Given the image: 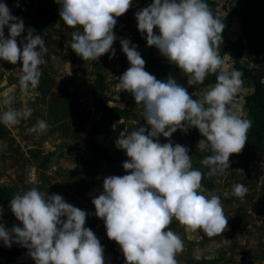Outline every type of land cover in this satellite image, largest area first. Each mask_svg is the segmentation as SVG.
Instances as JSON below:
<instances>
[{"label":"clouds","instance_id":"9594fccd","mask_svg":"<svg viewBox=\"0 0 264 264\" xmlns=\"http://www.w3.org/2000/svg\"><path fill=\"white\" fill-rule=\"evenodd\" d=\"M56 2L64 24L82 28L73 31L69 45L78 57L89 61L116 55L114 28L117 18L132 7V0ZM15 6L20 5L17 2ZM135 18L146 46H155L187 77L189 86L203 85L209 75H215L216 82L203 89L199 99H193L175 78L159 80L146 71L138 46L120 38L129 67L119 76L116 90L133 96L137 107H142L140 117L146 126L137 127L139 121L133 120L120 130L115 146L128 157L122 164L127 174L105 177L103 191L91 202L95 216L104 221L107 238L119 245L124 264H178L176 256L183 253L184 244L168 227L173 219L187 233L202 230L214 236L227 229L228 218L219 195L203 194L205 173L193 168L188 147L173 144L172 134L178 129L185 133L198 129L211 152L201 163L208 168L206 175L212 177L228 170L230 156L242 152L252 122L243 118L238 102L243 73L230 63L229 54L220 55L225 25L206 0H152ZM46 52L36 29L26 28L23 19L0 2V60L21 65V84L38 86ZM4 95L3 103L10 104ZM31 115V108L9 109L0 114V123L12 127ZM46 130L42 119L29 129L35 133ZM161 135L168 142L160 143ZM247 191L239 183L224 196L244 198ZM9 207L22 227L7 229L0 223L4 246L21 245L35 264H105L104 246L93 230L85 227L89 213L66 202L62 195L33 187L16 193Z\"/></svg>","mask_w":264,"mask_h":264},{"label":"rangeland","instance_id":"374dc122","mask_svg":"<svg viewBox=\"0 0 264 264\" xmlns=\"http://www.w3.org/2000/svg\"><path fill=\"white\" fill-rule=\"evenodd\" d=\"M147 1L132 0V9H137ZM216 1L218 18L227 27L228 36L234 37L241 27L235 21L236 16L229 10L233 0ZM261 1L264 8V0ZM0 2L7 4L12 15L21 17L26 28H35L36 34L42 36L47 48L46 54L43 55L45 63L40 66L42 75L36 87L28 84L22 88L19 78L21 65L19 63L12 65L0 60V80L5 78L9 84H13L11 88L7 87L6 83L0 85V114L9 109L22 110L25 107L32 109V119L27 123L20 121L12 127L0 123V185H10L13 188L9 198L0 202V223L7 229H11L13 225L22 226L9 207L10 200L16 193L22 194L36 187L49 195L60 194L66 202L89 213L85 227L91 228L104 246L105 264H124L119 245L107 238L104 221L95 216V207L91 202L94 196L103 191V179L113 175L112 170L108 163H104L101 169L91 176L81 168V163L87 155V146L95 127H102L109 121L114 131L119 134L120 130L129 127L130 121L135 120L130 116L135 113L132 109L136 102L130 93L120 91L117 99L122 106L113 104L115 108H112L113 111L108 118L102 119L104 112L95 104L91 110L92 97L85 98L84 101L80 98L84 95L81 86L87 83V93L93 95V99L96 98L97 101L106 96L111 99L114 91H117L119 76L129 67L127 57L121 50L120 38H126L130 30L137 28L136 18L132 11H127L117 18V25L114 28L117 36L113 45L116 50L114 57L109 59L110 54H105L97 59L98 61H78L80 57L69 45L72 42L73 31H82V28L79 26L76 29L69 28L60 19L54 28L41 30L33 23L30 15L18 10L9 0ZM4 31L7 35L8 29L5 28ZM20 39L21 37L17 38L18 42ZM140 53L145 57L162 56L155 46H146L145 38L140 46ZM226 54L232 57L230 61L232 64L233 52L229 50ZM239 59L244 65L261 72L264 81V54L251 56L241 53ZM98 73H101L103 78L94 91L92 81ZM170 76L175 78L178 84L186 87L193 99H199L203 95V89L209 87L205 83L189 86L187 77L176 66ZM158 77L159 80H167L169 76L159 74ZM65 83L67 87L62 90L63 99L52 100L50 96L55 92L54 89L63 87ZM243 87L245 90L250 89V82L244 80ZM4 94L11 100L10 104L3 103ZM126 94L130 99L125 97ZM238 102L245 118L243 99L238 98ZM85 111H90L91 114L83 121L79 134L74 137L71 134L74 118L78 113ZM117 114L118 117L113 118ZM39 119L46 121L47 130L42 133L30 132L29 129L36 125ZM139 119L137 127L142 126L144 121L143 118ZM182 134L185 135L183 139L187 140V145H191L186 133ZM190 155L197 163L203 160L196 153ZM239 183H243L248 189L244 198L224 196L225 192L231 193L233 186ZM201 190L206 196L209 194L220 196L224 214L228 218V227L220 235L214 236H208L202 230L187 233L184 227L173 219L168 227L180 236L184 244L183 253L176 256L178 264H264V147L252 146L246 142L240 154L230 156L228 170L212 177L204 176ZM0 243L3 244V241ZM3 259L6 264H18L24 260L35 263L28 252L22 253L14 261L5 257Z\"/></svg>","mask_w":264,"mask_h":264},{"label":"trees","instance_id":"16d2710c","mask_svg":"<svg viewBox=\"0 0 264 264\" xmlns=\"http://www.w3.org/2000/svg\"><path fill=\"white\" fill-rule=\"evenodd\" d=\"M11 3L16 5L19 3L18 10L23 11L25 14L30 15L31 20L34 24L40 27L41 30L45 28H54L57 21L60 20L59 10L60 4L56 0H9ZM212 12L218 16L216 9V0H206ZM152 0H148L144 4L140 5L137 9L133 10L132 7L128 11H132V15L135 17V13L140 9L149 6ZM263 3L261 0H233L229 6L230 12L237 17L240 21L241 32L236 37H229L227 35V28L222 33L223 42L220 45V55L226 50L231 49L234 52V68L240 70L243 73V80L250 82L251 89L245 90L243 87L240 97L244 99L245 105V119L252 122V127L248 132V140L252 146L264 147V81L262 80L263 74L259 71H255L250 67L241 63L238 59V55L244 49L253 52L257 56L264 54V10ZM222 22V21H221ZM223 23V22H222ZM154 31L159 34L158 29ZM133 44H136L137 51L140 52V46L144 43V37L141 36L137 28L132 29L128 32L126 37ZM141 54V53H140ZM142 58L146 61L145 70L150 74H153L159 79V74L164 76H170L174 65L170 64L165 57L152 56L145 57L141 54ZM74 60L72 58H68ZM78 61H83L81 58ZM98 61V60H96ZM163 62V64H162ZM103 75L97 74L94 80V91L97 89L99 81H101ZM162 80V79H161ZM216 82L215 75H209L204 83L214 84ZM66 83L63 87H57L54 89L55 92L51 94V98L54 101H60L63 99L62 90L65 89ZM109 99V96L103 97L101 100H96L95 106L101 109L103 113L102 119L108 118L109 114L113 111L111 107L105 104V101ZM90 111L78 113L75 116V123L71 134L76 137L80 128H82L83 121L89 117ZM32 117V116H31ZM21 120L22 123L29 122L30 119ZM118 117V114L113 118ZM146 126V125H144ZM92 138L87 146V155L81 163V168L89 175L93 176L98 170L101 169L104 163H108L113 175H124L125 170L122 164L128 159L124 150L119 149L115 146V140L117 139L118 133L112 128V124L108 121L102 127H95L92 131ZM183 132L177 130L172 134L171 141L173 144L179 143L185 145L189 149V154L196 153L199 157L204 158L205 156L211 155V152L206 147V139L201 136L198 129L195 127L190 128L186 137L191 142V145H187L185 139H183ZM91 136V135H90ZM185 136V135H184ZM160 143L168 142V138L159 137ZM201 143V145H200ZM192 166L194 169H198L205 173L208 172V168L197 163L192 159ZM95 176V175H94ZM12 186L0 185V202H3L9 198L12 193ZM22 227V226H21ZM28 250L17 243H13L12 246L6 247L0 243V264H6L4 257L10 261H14L22 253H26ZM18 264H32L27 260L21 261ZM35 264V263H33Z\"/></svg>","mask_w":264,"mask_h":264},{"label":"crops","instance_id":"0c3cea01","mask_svg":"<svg viewBox=\"0 0 264 264\" xmlns=\"http://www.w3.org/2000/svg\"><path fill=\"white\" fill-rule=\"evenodd\" d=\"M235 21H236V23H239V27H240V21H239V19H237V17H236V19H235ZM227 28V27H226ZM241 32V30H237V33H236V35L234 36V37H236L239 33ZM227 35H228V30H227ZM230 37V36H229ZM232 51L233 52V50H231V49H228V50H226L224 53H226L227 51ZM223 53V54H224ZM241 53H244V54H249V55H251V56H257L256 54H254L253 52H250L249 50H247V49H244L242 52H240V54L239 55H241ZM222 54V55H223ZM233 54H234V52H233ZM221 55V56H222ZM239 55H238V59H239ZM71 61H74V62H76L75 60H71ZM239 61L241 62V60L239 59ZM242 63V62H241ZM233 66H234V57H233ZM93 82V87L92 88H94V81H92ZM2 83H6V85H7V87H9L10 86V88H11V86L13 85V84H9V81L7 80V79H5V78H2L1 80H0V85L2 84ZM117 83H119V81L117 82ZM207 85H211V84H207ZM87 87H88V83L87 84H82V86H81V90H82V92H83V96L80 98L81 99V101H84L85 100V98L86 99H88V98H90L91 99V97H92V100H93V105L91 106V110H92V108L94 109V104H95V100L93 99V95H89L88 93H87ZM83 88H86L85 90L83 89ZM250 89H251V87H250ZM26 92H27V90H26ZM118 96H120L119 95V92H117V91H114V93L112 94V98L111 99H108V100H106L105 101V104L106 105H108L109 107H111V108H115V107H113L114 105L113 104H116V105H118V104H120L121 102H120V100H118L117 99V97ZM125 97L126 98H128V99H130L129 98V95L128 94H126L125 95ZM239 98H241V99H243L242 97H240L239 96ZM243 102H244V99H243ZM120 106H122L121 104H120ZM128 106H130V105H128ZM119 108H121V109H123V108H125V107H119ZM127 108V107H126ZM132 111H134L135 113H134V115L133 116H130L131 114H129V116L130 117H133L134 119H135V121H138V119L140 118H142V117H140V112L142 111V109H138L137 107H136V105H134V108L132 109ZM244 112V114H245V112H246V110H244L243 111ZM122 118V117H121ZM139 119V120H140ZM128 120V119H127ZM145 125V122L143 121V123H142V126H144ZM139 126V125H138ZM141 126V125H140ZM123 130V129H122Z\"/></svg>","mask_w":264,"mask_h":264},{"label":"water","instance_id":"95a60500","mask_svg":"<svg viewBox=\"0 0 264 264\" xmlns=\"http://www.w3.org/2000/svg\"><path fill=\"white\" fill-rule=\"evenodd\" d=\"M21 86H22V88L24 87V85H23V84H21Z\"/></svg>","mask_w":264,"mask_h":264}]
</instances>
